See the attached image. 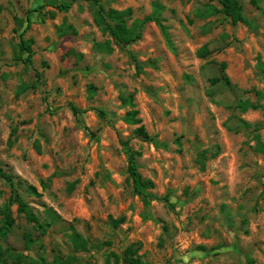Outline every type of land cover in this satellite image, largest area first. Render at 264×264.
<instances>
[{"label": "rangeland", "instance_id": "obj_1", "mask_svg": "<svg viewBox=\"0 0 264 264\" xmlns=\"http://www.w3.org/2000/svg\"><path fill=\"white\" fill-rule=\"evenodd\" d=\"M60 1L0 0V160L33 185L36 194L24 193L37 216L49 206L60 217L25 246L23 233L37 231L10 204L0 244L23 260L7 264L53 254L73 255L71 264H132L126 246L146 264H264V0H238L236 23L218 0H70L59 10ZM153 1L170 42L154 19L126 43L94 19L97 3L128 6L129 24ZM104 39L110 52L92 44ZM244 99L254 106L240 109ZM130 107L165 146L135 134L137 123L122 118ZM119 139L137 151L151 190H169L172 207L156 198L142 205ZM0 190L2 202L10 190L1 179ZM72 230L87 239L84 249L73 248ZM109 253L118 260L106 263Z\"/></svg>", "mask_w": 264, "mask_h": 264}, {"label": "trees", "instance_id": "obj_2", "mask_svg": "<svg viewBox=\"0 0 264 264\" xmlns=\"http://www.w3.org/2000/svg\"><path fill=\"white\" fill-rule=\"evenodd\" d=\"M96 3L97 0H91ZM220 6L218 10L222 11L226 16L230 18L233 23H236L244 18L242 12V6L238 0H218ZM251 2H255L256 0H250ZM70 0H62L57 3L55 6L59 10H66L70 5ZM153 11L145 16L143 19H136L131 23H127V19L130 17V7H124L120 9L116 8H107L104 7L101 3H97L96 7L93 9L94 19L100 26V29L106 31L107 34L117 43H126L130 40L138 38L140 36L141 28L148 20H156L160 25V30L167 42L169 41L168 33L166 32V26L163 25L158 19V10L160 6L156 1L152 3ZM37 9L41 6H36ZM215 11V9H214ZM27 24L30 23L31 19L29 14H27ZM93 46L100 50H104L106 52L111 51V47L109 46V41L104 39L94 40ZM17 47L19 50L25 49L27 51L26 59L29 60L31 54L33 53V49L30 47L29 39L19 36ZM17 58H22L20 53H16ZM134 65L137 70L140 69L141 62L135 56H133ZM223 64V63H222ZM221 64V66H223ZM220 79H222L225 83H228L227 76L224 73H221ZM211 83H215L218 81L217 78H209ZM131 95L127 98L128 103L130 101ZM238 106L240 109H246L247 107H253L254 104H251L246 99L238 101ZM71 110L76 113L78 112V107L71 105ZM99 114H103L104 111L102 109H98ZM122 118L130 123H137L134 128L135 134L140 137L141 140L146 142L150 141L155 146H165V142L158 139L154 134H150L146 131L143 124H141V119L137 115V109L134 107H130L125 110L122 115ZM121 146L123 148L124 153L127 156V167L126 172L130 179V185L133 193L137 194L139 199L142 201L143 206H148L152 199H161L165 201V203L172 207L173 202L170 199V192L165 191L161 195H157L154 193L151 188L153 186V181L150 177L145 178L139 174L137 168H139V162L137 160V151L130 147L127 139H119ZM205 150L199 151V157L205 156ZM203 160V159H202ZM3 164L0 160V179L7 186L8 190H10L9 195L5 201L0 202V239L7 236L9 230L12 227L13 217L10 212V204H15V209L17 212L22 213L23 217L26 221L31 222L34 226L37 233L33 236L31 231H25L23 233V243L25 246H28L30 243L33 244L40 235L44 234L45 230L55 221L59 220V214L55 211V209L51 207L44 208V217L40 218L34 212L33 207L29 203V200L26 199V194H36V190H34L33 185L26 184L22 185L21 180L16 178L9 170L3 168ZM25 192V193H24ZM1 196V190H0ZM147 214L143 213L142 218H146ZM122 216H116L113 218H109L111 224H116L121 221ZM67 238L75 249H84L87 245V239L79 232L72 230L67 234ZM12 257L14 260H23L22 255L20 253H10L7 251V248H2L0 244V264H7V257ZM122 256L124 259L130 261L132 264H146L143 260H141L140 256L136 253V249L130 246H126L122 251ZM112 257L114 262H116L117 254L109 253L106 257V263L109 262L108 258ZM25 260L26 264H71L75 260L73 255H66L61 257L58 254H53L50 260H45V258L40 257L39 260ZM248 264H252V260L248 259Z\"/></svg>", "mask_w": 264, "mask_h": 264}]
</instances>
